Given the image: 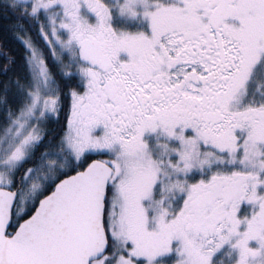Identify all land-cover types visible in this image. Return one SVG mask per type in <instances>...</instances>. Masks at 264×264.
Instances as JSON below:
<instances>
[{
    "label": "snow or ice",
    "instance_id": "obj_1",
    "mask_svg": "<svg viewBox=\"0 0 264 264\" xmlns=\"http://www.w3.org/2000/svg\"><path fill=\"white\" fill-rule=\"evenodd\" d=\"M0 18V264H264V0Z\"/></svg>",
    "mask_w": 264,
    "mask_h": 264
},
{
    "label": "trees",
    "instance_id": "obj_2",
    "mask_svg": "<svg viewBox=\"0 0 264 264\" xmlns=\"http://www.w3.org/2000/svg\"><path fill=\"white\" fill-rule=\"evenodd\" d=\"M4 23L5 21L2 18H0V29H2V26L4 25Z\"/></svg>",
    "mask_w": 264,
    "mask_h": 264
}]
</instances>
